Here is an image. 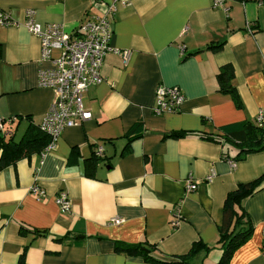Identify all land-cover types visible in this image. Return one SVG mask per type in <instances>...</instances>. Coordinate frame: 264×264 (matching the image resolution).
<instances>
[{
    "label": "crops",
    "instance_id": "0c3cea01",
    "mask_svg": "<svg viewBox=\"0 0 264 264\" xmlns=\"http://www.w3.org/2000/svg\"><path fill=\"white\" fill-rule=\"evenodd\" d=\"M111 1L0 0V15L14 22L0 24V118L9 135L20 140L29 126L41 125L55 98L38 86L40 67L50 64H40L41 40L25 25L27 12L42 26L59 24L73 34L88 18L105 15ZM228 6V16L213 0H131L118 7L110 17L112 47L130 58L105 57L103 83L84 97L91 119L67 128L54 149L0 171V264H153L117 251L118 244L142 245L162 259L200 244L189 264L218 263L228 194L264 176V151L237 160L239 141L223 131L248 121L264 127L257 121L264 110V3ZM225 65L234 68L241 103L219 91ZM162 85L185 94L175 114L153 112ZM137 122L142 136L123 154ZM98 147L103 156L90 177L85 163ZM190 177L198 188L187 193ZM262 187L237 204L254 230L230 264H264ZM60 191L71 199L70 212L56 204Z\"/></svg>",
    "mask_w": 264,
    "mask_h": 264
},
{
    "label": "built area",
    "instance_id": "2783aa9c",
    "mask_svg": "<svg viewBox=\"0 0 264 264\" xmlns=\"http://www.w3.org/2000/svg\"><path fill=\"white\" fill-rule=\"evenodd\" d=\"M228 1L213 0V8L223 10L228 16L230 13ZM129 4L131 0H112L105 15L88 18L73 34L65 33L59 24L42 26L34 21L32 10L27 12L25 25L31 34L41 40L40 64H50L49 67H40L38 86L51 89L55 93V98L40 125L41 130L51 139L47 151L55 148L58 139L67 128L79 126L91 119V113L85 108L84 97L90 87L103 83L101 69L105 57L113 52L121 55L126 62L129 60V51L122 52L112 47L114 30L110 19L119 6ZM0 24L9 26L14 22L9 15L1 13ZM55 50L60 51L59 57H54ZM185 100V94L180 87L159 86L153 112L157 116L175 114ZM4 121L0 118L2 133L6 132ZM257 121L262 125L264 110L260 111ZM96 155L102 157V147L97 148ZM213 178V175H209L207 180L211 181ZM197 188L198 183L190 177L186 182L187 193L194 192ZM32 191L41 196L45 195V191L38 185H34ZM56 204L62 213L70 212L72 209L71 199L64 191L57 194ZM179 224L180 221H176L175 225ZM262 250L264 253V244Z\"/></svg>",
    "mask_w": 264,
    "mask_h": 264
},
{
    "label": "trees",
    "instance_id": "16d2710c",
    "mask_svg": "<svg viewBox=\"0 0 264 264\" xmlns=\"http://www.w3.org/2000/svg\"><path fill=\"white\" fill-rule=\"evenodd\" d=\"M222 45L211 46L209 49L219 50ZM234 68L232 65H225L220 68L217 75L219 83V91L222 93L231 94L237 99L240 98L237 89L233 87ZM143 125L137 122L130 131L126 134L127 144L123 154L128 153L131 148V143L142 136ZM226 136L236 138L239 143L236 145L240 149V153L236 157L237 160L243 159L250 153L264 151V127L255 125L251 122H241L223 127ZM186 134H176L181 137ZM212 140H215L212 138ZM216 141V140H215ZM50 137L41 130L39 126H29L25 134L16 140L6 131H0V171L5 168L15 165L19 160L30 158L34 154L44 152L50 145ZM99 148V147H98ZM96 151L91 159L85 163L87 175L93 177L97 167L101 163V158L96 155ZM103 156V155H102ZM264 182V176L246 184H239L237 189L228 194L223 207V222L220 226L219 245L222 250V255L217 264H230L234 253L243 246L253 234V225L243 209L238 208L237 204L261 190ZM202 245L195 244L190 249L189 253L173 259H162L154 255L152 250L144 248L142 245L118 244L117 251L127 255H139L146 261L153 264H189L190 259L198 253ZM206 249H210L206 247Z\"/></svg>",
    "mask_w": 264,
    "mask_h": 264
},
{
    "label": "water",
    "instance_id": "95a60500",
    "mask_svg": "<svg viewBox=\"0 0 264 264\" xmlns=\"http://www.w3.org/2000/svg\"><path fill=\"white\" fill-rule=\"evenodd\" d=\"M263 3H264V0H263Z\"/></svg>",
    "mask_w": 264,
    "mask_h": 264
}]
</instances>
